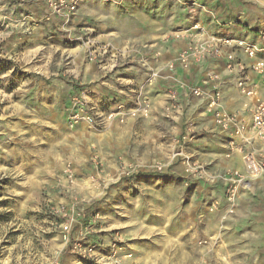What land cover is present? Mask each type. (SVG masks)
<instances>
[{
  "label": "rangeland",
  "instance_id": "obj_1",
  "mask_svg": "<svg viewBox=\"0 0 264 264\" xmlns=\"http://www.w3.org/2000/svg\"><path fill=\"white\" fill-rule=\"evenodd\" d=\"M175 1L81 0L65 18L53 15L47 0H0L1 262L258 264L250 252L264 240L239 246L235 225L245 204L225 198L223 175L235 168L229 161L238 151L230 152L225 133L191 94L180 101L183 119L164 108V71L149 65L161 58L155 60L157 40L147 39L141 55L126 57L122 48L109 54L87 29L70 35L79 12L102 18L103 32L125 33L126 19L118 18H125L127 5L143 10L153 25L162 19L169 33ZM177 1L187 7V0ZM240 1L257 8L251 24H258L264 0ZM111 59L117 61L107 67ZM128 66L137 68L138 79H127ZM152 71L158 78L149 82ZM93 89L100 94L94 97ZM81 97L100 119L94 127L72 120L74 99ZM144 101L148 115L139 110ZM119 104L125 121L105 119ZM191 125L194 138L182 141ZM67 163L72 179L64 173ZM257 179L264 194V173ZM74 204L83 222L65 237L57 210ZM76 243L93 249L91 255L83 256Z\"/></svg>",
  "mask_w": 264,
  "mask_h": 264
},
{
  "label": "built area",
  "instance_id": "obj_2",
  "mask_svg": "<svg viewBox=\"0 0 264 264\" xmlns=\"http://www.w3.org/2000/svg\"><path fill=\"white\" fill-rule=\"evenodd\" d=\"M81 0H47V5L53 15L70 18L75 13ZM190 8L188 26H180L171 34L163 36L164 41L170 39L186 40L187 43L180 48L175 56L167 62V68L175 71L181 68L190 71L194 66L203 64L209 60H223V70L209 71L200 84H191L179 81L176 87H169L165 109L175 112L181 108V99L187 94L200 100L205 105V110L212 115L215 124L228 136L230 152L242 153L243 171L238 168L225 170L223 180L225 183V198L231 205H235L242 190L249 188L251 181L259 178L264 173V20L257 30V38L247 36L237 37L231 33H216L204 36V25L195 20L197 14L192 8L195 3L185 2ZM228 23V26L233 25ZM217 26H223L219 23ZM203 33V35H202ZM162 56L159 51L155 60ZM158 78L157 71L150 73L149 82ZM232 83L238 93L240 102L234 108L224 105V88ZM181 88V90L179 89ZM72 114L75 124H84L94 127L100 119L93 112L94 107L88 110L84 98H75ZM150 105L144 101L139 110L142 115H148ZM135 115V112H132ZM100 117V116H99ZM105 119H116L124 122L126 109L123 104L104 116ZM195 128L188 126L187 132L181 140H192ZM231 153H228L230 156ZM189 166V165H188ZM190 171V168H188ZM74 170L67 163L64 173L72 179ZM59 212L60 227L65 237L79 232V225L83 222V213L78 205L62 206ZM83 256L91 255L93 249L82 248L79 243L75 246ZM0 264H13L4 263Z\"/></svg>",
  "mask_w": 264,
  "mask_h": 264
},
{
  "label": "crops",
  "instance_id": "obj_3",
  "mask_svg": "<svg viewBox=\"0 0 264 264\" xmlns=\"http://www.w3.org/2000/svg\"><path fill=\"white\" fill-rule=\"evenodd\" d=\"M186 2H192L196 4V6L192 8V10L194 9V11H196L197 13L195 15V20L201 22L205 27L204 36L219 31L221 33H231L237 37L247 36L249 38L256 39L257 30L261 27V22L264 20V17H262L260 18L261 20L258 24L256 22L255 25H252L251 23L254 22V18L255 16H257L256 14L258 13V10L250 3L242 4V1L240 0H187ZM175 6L177 8H174ZM125 7V18H123L122 16H119L118 18L119 20L126 19L125 33L122 32L120 28L109 30V32H103L101 31V27L104 26L102 24L104 22L102 18L94 16L93 14H89L90 16H87L88 14L79 12V14L73 20V26L70 28V35L73 37H79L80 33H82L80 29H87L88 35H90V37L92 38L91 41L100 42L98 44L107 47L109 50V54H115L119 49L122 48L121 50L126 51V57H134L139 54L141 55L142 52L145 51H143V45L146 43L147 39L152 40L153 38H155L157 40V43H159L156 49L161 50L162 56L159 59V62L151 61L149 65H154L163 69V77L160 83L167 88L176 87L175 85H177L179 81H185L195 85L200 84L209 71L223 70V60H209L203 64L194 66L190 71H183L179 67L175 71H170L167 68V62L175 56L176 52L180 48H182L187 43V41L174 39L164 41L163 36L165 34H171L180 26H188L193 22V20H191L189 17L191 13L190 8L186 7V9L183 5L180 6L178 1L176 0L171 6L173 15H171L170 17V23H172L174 27L176 26V28L173 27V30L171 29L172 31H170L169 33H164L167 31L166 29H163L164 25L162 19H160V23L162 22V24L160 27H158L159 25L156 26L147 21L144 11L140 8L130 5H127ZM91 12L96 11H93L92 9ZM119 20L118 22H120ZM233 22V25L228 26V23ZM219 23L223 24V26H217ZM116 54L119 55L118 52ZM75 55L78 57V53L74 50V56ZM115 61L117 60L111 59V62H106L105 65L109 64V66L107 67H110L113 63H115ZM142 64L145 68H147V65H145L144 62V58ZM93 65L94 69L96 70L105 68L101 65L98 66L97 63H93ZM90 66L92 67V64H90ZM79 67L80 65L75 63L74 68L80 69ZM127 69L130 72V75H127V79H138L139 76L137 75V68L135 66H128ZM92 74L94 76L97 75L94 72H92ZM111 86H113V84H111ZM101 88L107 89L102 85ZM224 90L225 107H227L228 109L236 107L239 104L240 99L235 86L232 83H229L227 86H225ZM92 92L94 94V97L97 94H100L96 89H93ZM186 100L188 99L183 97L181 99V102L184 103ZM194 100L199 101V103L202 104V102L197 98H195ZM160 102L165 108L166 102L163 99L160 100ZM181 109L175 112H179V114L175 115L179 119H183V111H181ZM207 118L211 119V122L215 124L212 115L208 114ZM185 129L186 126L184 129H182L181 132H184ZM223 137L228 140L227 134H223ZM229 164L232 167L238 168L239 170L243 171L244 167L242 162V153L237 152L235 155H233V158H230ZM258 181L259 179L252 180L249 188L242 190L239 196L241 198V203L245 204V206H241V217L238 223H236L235 225L236 228H239L237 232L238 239L243 242L239 245L240 247L247 246V239H249L250 241H256L257 239L264 240V194L263 192H261L262 189L258 191ZM248 193L254 195V197H250L254 200V203H251L252 200L249 202V200L247 199L249 197ZM247 224L249 225L247 226ZM261 246V248L255 246V248L251 250L252 252H250L251 260L255 261L258 264H264V244H262ZM245 257L246 256H244V258L240 261H247Z\"/></svg>",
  "mask_w": 264,
  "mask_h": 264
}]
</instances>
